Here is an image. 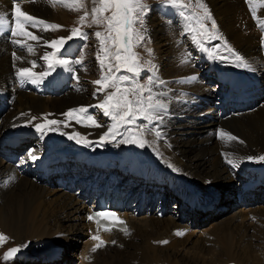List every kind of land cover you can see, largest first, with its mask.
Listing matches in <instances>:
<instances>
[{"label":"bare ground","instance_id":"1","mask_svg":"<svg viewBox=\"0 0 264 264\" xmlns=\"http://www.w3.org/2000/svg\"><path fill=\"white\" fill-rule=\"evenodd\" d=\"M15 2L20 3L22 11L37 18L39 14H46L42 20L48 24L61 26L66 23L71 14L68 11L70 8L66 5H74L73 0H15ZM203 3L207 5L216 21L217 33L224 43L226 42L228 47L242 55L255 71L237 68L232 63L219 59H213L215 62H211L205 53L191 42L190 33L184 32V24L176 28L166 17V11L160 14L161 17L159 14L155 16H151V13L147 14V38L150 41L147 42V47L153 50L150 59L156 65L155 76L166 81L164 88L168 89L167 113L163 122L159 124L163 139H155L153 144L143 148L131 144L119 145L118 147H125V150L119 157L118 165L115 164L114 155L98 147V151L102 153L99 165L109 171L122 170L127 175L134 173L137 176H145L146 180H153L150 181L152 185H146L139 177L134 179L135 182L143 184L145 190L140 191L145 193L154 187L160 189V184L165 181L167 185L162 187L163 189L168 190L171 187L178 196H186L190 205L212 203L213 209L209 207L208 213L200 214L196 218L197 221L203 220V223L210 216L211 218L223 216V214L220 215L224 213L223 209L232 208L235 203L241 205V209H235L236 211L228 217H220L222 220L213 226V230L207 234V237L195 240L188 235L190 233L178 235L186 227V223L179 224L178 220L168 214L160 219L152 215L128 218L127 231L129 232L107 238L115 243L91 252L88 264H264V229H262L264 227V192H262L264 186L256 187L257 190L251 189L243 195L241 192H236L235 200L230 199L234 186H221L224 188L222 193L225 201L224 208H218L220 202L215 198L217 188L214 186L235 181L239 176H243L239 185L242 190L252 182L263 183L264 161L254 162L244 158L264 155V104L258 105L252 112L244 111L218 123L215 113L205 101L208 100L207 98L210 99V90L213 94L215 92V90H209L207 86L208 73L214 77L215 81L212 82L216 87L221 86V82L228 79L226 72L229 69L239 70L247 80L252 78L264 85V78L261 79L259 75V72L264 70V57L261 54L264 53V31H261L258 26V20H264V0H253L256 18L252 16L251 11L250 14L246 11L240 0H203ZM13 9L14 0H0V13L6 14L8 19ZM43 29L44 27H40L33 32L43 38L41 39L43 40L41 55L53 50L44 43V40L67 37V33L59 35L62 32L61 28L47 31ZM4 30L9 31L10 28ZM181 34L186 36L180 38ZM36 42L30 40V45H36ZM261 42H263L262 47H259ZM9 52L12 53L10 56ZM36 52L37 49L31 53L25 49L19 53L0 39V93L6 95L8 92L9 94L8 107L4 108L0 99V138L4 132L16 131L5 138L17 140L20 143L19 149L26 153L30 144L25 130L20 129L21 125L25 126V122L32 116L37 117L32 125L44 123L42 118L45 116L47 119L57 120L71 107H86L88 114L93 115L94 111L93 116L98 123L108 125L104 123L108 119L105 118L102 110L94 107L104 95V93L93 95L99 87L93 81L102 75L100 73L96 78L94 75L88 76L90 71L94 72V67L87 69L84 64L77 70L80 87L76 92L65 91L60 96L42 98L21 92L20 88H23L28 80H15L12 73H16L20 67L31 68V62L37 61L41 56L35 55ZM13 53L21 59L16 60ZM203 60L205 65H202ZM208 64H212L216 70H209ZM33 71H38V68H33ZM199 72L202 74L200 77L197 75ZM82 81H84L83 84H81ZM240 82L242 83V80ZM248 100L259 101L258 98L252 97V94L248 95ZM205 107L207 110L204 109ZM22 113L28 115H21ZM235 122L237 125L240 123V135L245 137L247 145L241 144L239 139L228 141L224 138L219 141L213 136L216 130L215 125H220L218 129L226 132L228 128L233 129L229 125ZM141 123H143L142 120H137V124ZM224 123L228 124V127H224ZM10 126H17V128ZM148 127L152 126L148 125ZM187 127L205 129L194 130L193 132L197 134L195 138ZM234 128L235 131L240 129L236 126ZM106 130V127H87L82 130L74 121L64 120L63 125L58 126V131L41 135L40 144L45 147L49 139L63 141V137L67 135L62 133L74 132H80L84 136L90 133L86 137L94 141ZM145 138L149 141L154 140L153 135L146 134ZM71 143L75 148L72 153L76 156L81 155L79 144L74 140H71ZM26 156L23 159L28 164L30 158L27 153ZM228 159L239 164V167L234 168L227 162ZM38 160H42V157L40 156ZM94 161L97 162L98 158ZM252 162L258 163V166H254ZM168 164H172L177 171L169 168ZM120 180L124 181L122 177ZM213 188L215 189L211 191ZM258 190L259 197L254 198ZM184 191L188 193L185 196ZM147 194L152 196L150 192ZM158 198L157 201L163 203L160 201L163 198L161 196ZM230 200L233 202L230 203ZM247 203L253 205L247 206ZM173 207L178 210L176 203ZM217 208L220 209L217 212L218 215L215 214ZM247 216L258 225L254 226V229L250 228V234L249 228L242 223ZM82 219V208L71 193L38 183L33 177L0 160V234L15 240L18 248L22 249L37 242L41 244L48 239L52 244L54 242L62 246L55 252L56 255L59 253L58 259L55 260L57 262L61 260V252L67 250L69 238L75 240L74 237L78 231L84 232ZM162 241L167 243H161ZM88 245L91 246L90 243ZM17 259L16 256L13 264L31 263L28 258L22 262ZM52 262L42 261L41 264Z\"/></svg>","mask_w":264,"mask_h":264},{"label":"snow or ice","instance_id":"2","mask_svg":"<svg viewBox=\"0 0 264 264\" xmlns=\"http://www.w3.org/2000/svg\"><path fill=\"white\" fill-rule=\"evenodd\" d=\"M95 5L91 9V24L92 25H105L104 31H96L94 36L99 41V51L97 52V60L99 61L101 77L93 83L98 85L94 96L97 93H104L103 99L94 107L102 110L105 117L110 118L111 123L108 125H101L94 118L92 114L87 113L86 107H80L76 109H70L68 112L63 113L68 120H75L78 124H83L85 127H106L96 142L98 147H102L104 144H112L115 142L116 146L122 144L136 145L140 148L146 145H151L155 142V139H163V133L159 128V124L163 122L167 113V96L168 89L164 88L166 81L160 79L155 75H148L145 79L146 82H141L142 72L145 69L155 71L156 65L149 58L144 62H141L140 53L135 51L137 47H142L146 42H150L147 38V25L146 16L150 12V6L145 3V0H92ZM162 6H170L174 9L185 21L184 32L191 34V42L196 45L199 50L206 53L209 59H219L232 63L237 68H246L250 71H255L251 64L246 59L234 51L231 47H228L226 42L223 45L229 56L219 55L218 46L209 48L206 43L220 39L217 33V23L213 19L208 7L203 3V0H196V6L201 10L199 13L187 15L185 9L191 8L192 4L184 3V0H159ZM73 4H67L66 6L72 10L79 11L82 4L79 0H73ZM248 3L251 14L256 18V9L253 6V0H246ZM105 13H110L105 15ZM89 15L86 11L83 16H80L81 23ZM14 27L10 26V22L4 13H0V29L10 28V36L13 37L12 43L24 47V41L16 39V37H25L32 41H39L42 37L27 30V27H37L38 24L44 25V31L49 29L56 30L61 28V25L48 24L43 20L28 14L21 10L19 2L14 0ZM211 21V29L207 27L205 21ZM258 26L261 31H264V20H258ZM88 33L81 32L79 28L71 29L70 35L67 37H60L52 39L50 41L44 40V43L53 49L52 52H46L42 57L47 62V69L43 72L36 73L33 68L36 67L35 62L32 63V67H20L16 76L21 80H28L33 84L43 83L44 79L51 76L56 71L57 67L64 68L69 72L74 70L70 67V62L66 59L59 58L63 56L62 49L65 45L72 41L73 38H79L83 40L88 39ZM27 51L31 53L33 51L32 45L27 46ZM145 52L148 57L153 55L151 48H145ZM16 60H20L21 57L13 53ZM114 60L115 63L111 61ZM83 57L73 61L72 63L81 64ZM106 61H109L106 64ZM78 79V77H77ZM111 89V91H108ZM84 115H79V114ZM21 115H28L22 113ZM51 115V114H48ZM37 117L32 116L31 119L25 122V126H33L32 121H35ZM44 123H36L34 128L41 135H47L48 132L58 131V126L64 121L56 119H47L43 117ZM137 120L145 121L146 123L137 124ZM153 125V127H148ZM67 127V124H65ZM68 136V139L74 140L77 144H81L85 147H90L93 141L89 140L86 136L81 135L80 132H74L72 134L62 133ZM153 135L154 140L149 141L145 138V135ZM117 137H120L117 139ZM219 137L221 139L226 138L228 141H236L238 138L231 133L224 130L219 131ZM241 144L244 141H239ZM28 157L36 161L39 159L34 154V150H29ZM248 161L261 162L264 161V155L260 156H248L244 158ZM227 162L234 168L239 167V164L233 160L228 159ZM169 168L173 171H177L172 164H168ZM88 219L94 221L97 226V233L101 228L105 231H109L111 226H124L125 222L119 220L114 212H96L93 215H89ZM109 222V223H106ZM121 230L127 234L126 227H122ZM183 233H178L182 235ZM6 237L0 234V241L5 240ZM91 239L98 241L95 247L92 249L95 252L98 248L104 245L99 235L92 236ZM115 243V241H113ZM161 243H167L162 241ZM20 251V248H11L4 256L5 260H8L11 256Z\"/></svg>","mask_w":264,"mask_h":264},{"label":"rangeland","instance_id":"3","mask_svg":"<svg viewBox=\"0 0 264 264\" xmlns=\"http://www.w3.org/2000/svg\"><path fill=\"white\" fill-rule=\"evenodd\" d=\"M44 1H47V0H44ZM49 1H51V0H49ZM189 2L192 4V7L191 8H188L191 11L188 10V9H185L184 10L187 15H192L194 13L201 12V10L196 6V0H184V3H189ZM79 3L82 4V7H80V10L79 11L72 10V9H69L68 10L71 13L69 15L70 17L68 16V18L66 20V23L61 27V30H62L63 33L60 32L59 35L64 34V33H67V36H68V35H70L71 29H73V28H79L81 32H86V33L89 34L87 40H83V39H79V38H73L72 41H69L65 45V48H66L67 45H72L73 51H72V53L70 55L69 54H66V55L72 56V57H70V60H72V61L77 60L78 57H83V63L82 64H79V66H80L79 69H81L84 64L87 67V69H92L94 67L96 70L94 69V72L93 71H90L88 76L94 75V77L96 78L101 73V71H100V66H99V63H98L99 61L97 60V52L99 51V41L94 36V33L96 31H104L105 30V25H103V24H101V25H92L91 27H89L88 25L91 24V20H92L91 9L95 5L93 4L92 0H79ZM145 3H147L150 6V12L149 13H151V16H155V15L159 14V11H158L159 10V6L160 7H170V6H162L160 4L159 0H145ZM86 11L89 13V15L85 18L84 22L81 23V21H80L79 18H80V16H83ZM164 12L165 11H163V13ZM165 13L167 15L166 17L169 20H171L172 22L175 20V17L177 16V13H176V11L174 9H170L168 12H165ZM109 14L110 13H105V15H109ZM45 16H46V14H39L38 19L42 20ZM160 17H161V15H160ZM205 24L207 25V27L209 29H211V21H207L206 20L205 21ZM37 26L38 27L29 28V30L31 32H34L37 28H40V27L43 28L42 24H38ZM178 26H179V24L178 25H175L176 28H178ZM219 37H220V39H214V40H211V41L207 42L206 43V46L209 47V48H212L214 45L215 46H218L219 52H224L225 53V56H229V58H231L230 54L227 53L225 51V49L223 48V44H225L224 43V40L222 39L221 36H219ZM18 38L21 39V40H23L25 43H30V39L27 40V38H25V37H21V38L18 37ZM42 41L41 40L37 41L36 42V45L33 46L34 47L33 48L34 51H35V49H37V52L35 53V55L38 54V56H39V55L42 54V48H41V43H43ZM209 43H210V45H207ZM38 45H40V46H38ZM145 48H148L147 47V42L144 44V46L137 47L135 49V51H137L138 53H140L141 62H144L145 60L151 58V57H148L147 56V54L145 52ZM23 49H24V47L23 48H20L21 52L19 51V53H22V50ZM51 51H53V50H51ZM42 56L43 55L39 56L40 58H38L37 61H35V63H38L39 64V61H42L43 60V59H41ZM90 59H91V61H89ZM111 62L112 63H115L114 60H112ZM202 65H205V61L204 60L202 62ZM72 69L75 72V76L77 75L76 76V79H77V77H78V74H77L78 71H77V69L75 67H72ZM259 73H260L259 74L260 75V78L263 79L264 78V70L263 71H260ZM150 74L151 75H155V71L154 72L153 71L150 72V70L145 69L142 72L141 82H146V79L145 78L148 75H150ZM208 75H209V73H208ZM248 80H249L250 85H252L251 86V88H252L251 90L252 91L253 90H258L259 88H263L264 87L263 84L259 83L256 80H253L252 78L251 79H248ZM212 81H215V79H214V77H211L209 75V77H207V86L209 87V90L212 89V87L215 86V84ZM77 82H78V79H77ZM83 82L84 81H82L81 84H83ZM77 84H78V86L80 85L79 82ZM209 92L211 93V90ZM252 97L258 98V96L256 94H253V93H252ZM0 99L2 101V104H3L4 108L8 107V101H9L8 100L9 99L8 92H6V95H2L0 93ZM4 99H5V101H3ZM207 99H209V98H207ZM204 109L207 110L206 107ZM93 115H94V111H93ZM107 119H108V117H107ZM189 119H192V117H189ZM239 125H240V123L238 125H237L236 122L235 123H232L231 125H229V127L233 128V129L228 128L226 130V132L231 133L232 135L236 136L239 140L244 141L243 144H246L247 145V142L245 140V137L243 135H240L241 134L240 133L241 132V128H240ZM223 126L224 127H228V124L224 123ZM234 126L239 127L240 129H237V131H235ZM214 128L216 130H218V126L215 125ZM187 129L195 137L197 134H195L193 132L194 130H198V129H203L204 130L205 128L191 129V128L187 127ZM238 131H239V133H238ZM15 132L16 131H7V132H4L0 139L5 138V136H7L9 134H14ZM60 140H62V139H60ZM252 163L254 164V166L255 165L258 166V163H254V162H252ZM120 171L122 172V174H121ZM120 171H118V174H119V177L120 178L122 177L124 180L125 179H130V180L132 179V181L134 182V184L136 183L135 184V187H137V190H141V189L142 190H145L142 183L137 182V181L135 182V180H134V179L138 178L139 176H136L134 173L127 175V173L125 171H122V170H120ZM242 178H243V176H239L235 181H232V182H223V183H219V185H214V186H216L215 188H217V194H216L215 198H216L217 201L220 202L218 208H224L225 207V206H223V204H225V201H224V198L222 197V193L224 191V188H222L221 186H226V185L234 186L233 187V191L234 192L233 191L231 192L232 195H231L230 199L235 200L236 198L234 197V195L236 194V192H241L242 191V188L239 186L240 185V181H241ZM150 181H153V180H145L144 181V184L146 183V185H152V183H150ZM262 181L264 182V179ZM160 185H161L160 189H155V187H154V188H152L149 191L150 193H152L151 194L152 196L153 195H157V200L159 199L158 197L161 196L163 199L160 200V201L164 202L166 200L171 205H173V204L176 203L178 209L179 208L185 209V207L180 206V203H179L180 202L179 201L180 196H178L171 187L168 190H165V189L162 188V187H164V186L167 185V183L165 181L162 182ZM215 188H213L211 191H213ZM149 192H147V193H149ZM186 194H188V193L186 191H184L183 192V195L185 196ZM208 194L210 195L211 193H208ZM203 195H205V194H203ZM209 195H206V196H209ZM184 199L188 200L186 196L184 197ZM231 202H233V201L230 200V203ZM252 205H253L252 203H247V206H252ZM218 208L215 209V214L216 215H218L217 212L220 210ZM235 209L236 210L241 209V205L235 203L234 207L228 208V209H225V210L223 209L222 212H224V213H220V215L223 214V216L228 217V216H230V215L233 214V211L234 212L236 211ZM223 216H219L218 215V216H214L213 218H211V216L208 217V218H206L204 220L203 225L200 227V229L197 230V229H194L193 228L192 229V232L190 231L189 232L190 234H188V235H190L193 238V240H195L196 238H199L200 239V238H202L204 236L207 237V234H210L211 231L213 230V228H214L213 226L216 223H219L220 220H222L220 217H223ZM242 223L244 224V226L246 228H249L248 229L249 234L251 233L250 228L251 229H254L255 227L258 226L257 223L253 219H251V217H249V216H247L246 219L244 220V222L242 221ZM247 226H249V227H247ZM261 228L262 227H260V229ZM262 229H264V227ZM74 238H76V239L74 240L73 238H69V241H68V243L66 245L67 250H65V252H61V254H62V256L60 257L61 260H59V261L56 262L51 256H55L56 255L55 252L58 250V248L61 249L62 246H59L57 243H54V242L52 244V242L50 240H48V239H46L45 242H43V243L39 242L41 244H38V242H37V243L31 244L30 246L23 247L22 249H20L19 252H17L11 258H9L8 260H5L4 259L5 254L11 248L18 247L17 246L18 244H17V242L15 240H13V239H11L9 237H6V239L3 240V242L0 243V264H13L14 263L13 261H14V259H15L16 256L19 259V260L17 259V261H19V262L20 261L21 262L22 261H26L25 258L30 259L31 260V263H26V264H32L34 262L41 264V262H42L43 259H44L45 262L53 261L52 263H45V264H88L89 263V260L88 259H90L89 258L90 255L89 254L91 252H93L92 251L93 248H92V246H89L88 243L86 242V234H85V232L78 231L75 234V237ZM120 248H122V246H120ZM58 256H59V253L57 254V258H58ZM34 257H36V259Z\"/></svg>","mask_w":264,"mask_h":264}]
</instances>
